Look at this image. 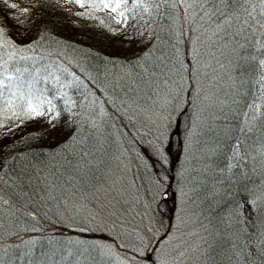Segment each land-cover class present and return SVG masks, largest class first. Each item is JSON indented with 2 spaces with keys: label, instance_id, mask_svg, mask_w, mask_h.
I'll use <instances>...</instances> for the list:
<instances>
[{
  "label": "snow or ice",
  "instance_id": "obj_1",
  "mask_svg": "<svg viewBox=\"0 0 264 264\" xmlns=\"http://www.w3.org/2000/svg\"><path fill=\"white\" fill-rule=\"evenodd\" d=\"M2 2L6 8L19 9L21 15L29 12V9H20L18 3H10V0ZM69 2L80 8L106 11L108 19L123 29H128L131 22L132 32L141 37L139 43L143 45V49L121 66L127 70L119 73V78L114 83V87L120 88L129 98L145 90L155 95L173 85L180 86L179 80L175 79L181 71L177 53L181 38L186 34H195L198 41L203 38L204 52L197 50V54L208 58L205 69L213 72L217 70L212 61L219 68H224L221 57L228 53L235 56V68L241 70V76L244 75L245 67V63L241 62L252 61L261 73V80L258 82L264 81V0ZM9 19H15L16 26L22 23L19 17ZM177 20L181 22L179 34L174 27ZM6 23L5 20H0V127H6V120L22 121L46 116L49 124L55 128L54 122L59 119L61 111L69 114L71 119L66 123L72 126L64 141V155L59 159L52 156L51 159L25 160L19 165L9 163L11 153H3L4 142L0 141V233L9 231L8 222L15 225L21 220L42 219L40 210L53 201L57 203L58 210L65 213H88V205L91 204V210L104 215L107 209H114L111 202L98 207L87 197L76 198L80 187H86L85 182L89 178H97L95 170L103 164L98 159L99 148L91 142L99 126L90 118L88 111L78 108L67 91L73 87L77 91L82 86L86 87L84 80L55 61L42 63L43 56L28 55L35 53L37 41L44 37L37 32L28 43L18 44L11 38ZM189 41L191 42V35ZM99 71L97 70L98 74ZM103 71L107 73L108 70L105 68ZM236 82L237 80H233L234 84ZM57 100L62 101L61 108L57 107ZM94 103L95 101H90V104ZM232 103L238 104L239 101L234 99ZM261 107L262 104L254 100L252 103H245L244 109L240 110L236 128L239 136L227 146L231 156L225 154L226 162L218 169L219 175L211 186L212 199H209L207 191L200 192V189L207 187L204 178L211 167L208 160L219 150V144L209 147L208 154L202 161L205 169H197L195 165L192 168L202 178L194 181L192 192L186 195L193 202L203 196L210 213L217 203L215 194L224 192L229 196L234 194L233 189H238L244 196L243 201L237 203L231 213L225 216L217 214L219 227L213 225L210 231L203 220H200L205 232L220 233V255L224 259L219 264H264V176L253 179L257 171L256 165L264 163V111H261ZM82 128L89 131L82 133ZM257 132L260 134L257 135ZM15 159L19 160V157ZM241 161L251 162L249 171L244 170ZM68 188L73 189L75 199L71 205L66 198L55 195L57 190L67 191ZM96 191L102 192L104 189L100 187ZM245 204L248 216L243 215ZM208 222L211 224V220ZM26 231L39 232L41 229L34 225ZM12 235L20 239L19 244L15 241L9 244L0 235V264H16L19 261H23V264H81L86 251L79 246L81 241L69 240L64 244L53 237L47 245H42L38 244L35 237L24 239L19 232ZM10 248L15 249V256L6 261ZM179 255L183 256L184 252ZM207 258L211 264H217L211 253ZM157 264H167V261L161 257Z\"/></svg>",
  "mask_w": 264,
  "mask_h": 264
},
{
  "label": "trees",
  "instance_id": "obj_2",
  "mask_svg": "<svg viewBox=\"0 0 264 264\" xmlns=\"http://www.w3.org/2000/svg\"><path fill=\"white\" fill-rule=\"evenodd\" d=\"M10 3H18L20 9H29L27 15H21L19 9L6 8L0 0V20L7 22L6 28L11 38L18 44H26L39 32L44 39L37 41L38 47L35 53H28V55L43 56L42 63L55 61L67 67L70 72L76 73L85 82L86 87L82 86L79 91L74 87L67 91L69 96L76 101L78 108L81 111H88L90 118L95 120L99 126L91 142L99 148L98 159L102 160L103 164L95 170L97 178L95 180L89 178L85 182L86 187H80L76 198L82 196L84 190L93 186L97 179L105 174L120 144L130 141L134 145L138 142L137 140L140 142L143 136L149 138L148 143L154 148L153 162L156 165L149 164V167L154 178L161 182L162 190L174 194L179 192L180 196L175 195L174 197L182 196L180 206L183 207L180 209H185L189 214L203 216V222L210 231L213 225L219 227L220 220L217 214L225 216L231 213L236 204L243 201V194L238 189H233L234 194L229 196H226L224 192L215 194L217 203L211 213L206 207L207 201L203 196L193 202L186 194L192 192L194 181L202 178L192 171L193 165L197 169H205V163L202 161L208 154L209 147L218 143L219 150L208 160L211 167L204 178L207 187L200 189V192L207 191L209 199H212L211 186L215 183L216 176L219 175L218 169L222 168L226 162L225 154L231 156V153L227 151V146L239 136L236 128L240 120V110L244 109L245 103H252L256 100L262 104L261 111H264V81L258 82L261 80V73L255 63L242 61L245 67L244 75L241 76V70L235 68V56L225 53L221 57L224 68H219L215 61H212L217 70L213 72L211 69H205L204 65L208 58L197 54V50L200 53L204 52L203 38L198 41L195 34H186L181 38L177 53L178 67L181 71L175 79L179 80L180 86L173 85L155 95L145 90L129 98L120 88L114 87V83L119 78L118 74L127 70L121 66L143 49V45L139 43L141 37L132 32L131 22L128 29H123L108 19L109 14L106 11L80 8L70 3L69 0H10ZM89 12L92 14L79 15ZM9 17H19L22 23L16 26V20L9 19ZM180 23L177 20L174 24L177 34H179ZM189 35H191V42ZM229 60H232V63H229ZM105 68L108 70L107 73L103 71ZM97 70H100L99 74ZM233 80L237 82L234 84ZM258 97L261 99L257 100ZM234 99L239 103L233 104ZM90 101H95V103L90 104ZM56 103L58 108L62 107V101L57 100ZM102 108L106 110V113L101 112ZM159 111L173 112V120L171 130L158 137L157 140L149 129L145 130L143 121H138L137 116L155 114ZM133 116H135L134 122L132 121ZM70 119L67 112L61 111L59 119L54 122L55 128L49 124L46 116L22 121H4L6 127H0V131L9 129L15 124L19 127L17 129L22 130L21 136L9 141L4 149V154L11 153L8 162L19 165L25 160L51 159L52 156L57 159L61 158L64 155L62 149L66 147L64 141L72 126L66 123ZM30 125L34 126L28 129ZM45 127L48 128L47 131ZM133 128L135 132L140 129L137 136L133 137L134 139L131 134ZM85 131L89 129H81L82 133ZM259 134L257 132V135ZM15 157H19V160ZM232 162L235 163V161ZM241 163L244 165V170L249 171L251 162L241 161ZM256 167L254 180L264 176V163L257 164ZM152 181L154 182L153 178ZM77 186L79 187V182ZM55 195L66 198L69 203L73 199V189L56 191ZM173 200V198L169 200L172 206ZM55 205L57 203L53 201L40 210V216L43 217L40 220L43 222L21 220L15 225L8 222L9 231L0 233V235L9 244L13 241L20 243V239L12 235L14 232H19L24 239L29 236L35 237L38 244L42 245H47L49 239L53 237L64 244H67L69 240L81 241L79 246L86 249L84 257L81 258V264H109L110 260L101 254L97 238L89 236L83 229L71 231L64 225L66 231L65 229L51 230L48 221L52 218ZM151 206L150 203V210ZM244 207L243 215L248 216L247 204ZM152 211L157 217L163 216L169 219L174 215V210L170 206L159 212L153 207ZM34 225L38 226L41 231H26ZM200 229H203L201 225ZM205 233L207 237L201 253L203 262L211 264L207 258V255L211 253L219 264V261L224 259L220 255V233ZM14 256L15 249L10 248L5 260L7 261L10 257L14 259ZM16 264H23V261L16 262Z\"/></svg>",
  "mask_w": 264,
  "mask_h": 264
},
{
  "label": "rangeland",
  "instance_id": "obj_3",
  "mask_svg": "<svg viewBox=\"0 0 264 264\" xmlns=\"http://www.w3.org/2000/svg\"><path fill=\"white\" fill-rule=\"evenodd\" d=\"M101 112L106 113V110L102 108ZM145 116H137V120L143 121L145 130L149 129L157 140L172 128L173 112L159 111ZM133 119L134 122L135 116ZM33 126H28V129ZM17 127L15 124L0 131V141L4 142L3 152L9 141L21 136L22 130ZM45 130L48 128L45 127ZM139 131L135 132L133 128L132 138ZM148 140L142 136V144L139 140L134 145L130 141L120 144L105 174L82 194L98 207L111 202L114 209L109 208L104 215H98L89 204L88 213H65L55 205L52 218L48 221L51 230L62 231L64 225L71 231L83 229L89 236L97 238L101 254L110 260L109 264H157L161 257L166 259L167 264H204L201 253L207 234L200 229V220H204V217L180 209L183 206H180L182 196L179 197V192L174 194L162 190L161 182L154 178L149 167L154 163L155 152ZM100 187L104 191L97 192L96 189ZM164 193L166 196L163 197ZM175 195H179L178 198ZM172 198L173 206L169 201ZM74 202L75 199H71L69 205ZM169 206L174 210V215L169 219L153 214V207L159 212ZM180 252H184V255H179Z\"/></svg>",
  "mask_w": 264,
  "mask_h": 264
},
{
  "label": "water",
  "instance_id": "obj_4",
  "mask_svg": "<svg viewBox=\"0 0 264 264\" xmlns=\"http://www.w3.org/2000/svg\"><path fill=\"white\" fill-rule=\"evenodd\" d=\"M166 196V193L163 194V197Z\"/></svg>",
  "mask_w": 264,
  "mask_h": 264
}]
</instances>
